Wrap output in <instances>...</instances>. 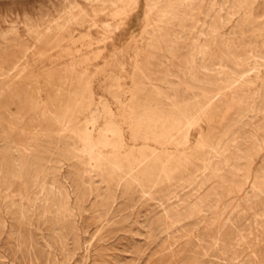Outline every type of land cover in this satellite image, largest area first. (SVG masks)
<instances>
[{
	"label": "rangeland",
	"instance_id": "1",
	"mask_svg": "<svg viewBox=\"0 0 264 264\" xmlns=\"http://www.w3.org/2000/svg\"><path fill=\"white\" fill-rule=\"evenodd\" d=\"M100 2L0 0V264H264V0Z\"/></svg>",
	"mask_w": 264,
	"mask_h": 264
},
{
	"label": "bare ground",
	"instance_id": "2",
	"mask_svg": "<svg viewBox=\"0 0 264 264\" xmlns=\"http://www.w3.org/2000/svg\"><path fill=\"white\" fill-rule=\"evenodd\" d=\"M97 1H101L102 2V4H103V9H101L100 11H103V10H106V9H108V15H110L111 17H112V19H114V21H115V23L114 24H116L117 26L118 25H121V24H124L126 21H127V19H128V15H129V13H128V11H127V8L129 7V6H131V5H136L137 4V2H138V0H97ZM240 1V0H239ZM91 2V1H90ZM93 2V1H92ZM100 2V3H101ZM107 3L108 2V5L110 4V6H105V4L104 3ZM169 2V1H168ZM244 3V2H243ZM76 4V3H75ZM95 4V3H94ZM149 4V3H148ZM64 5V4H63ZM73 5V4H72ZM98 5H100V4H98ZM149 5H151V4H149ZM182 5V4H181ZM190 5H192V4H190ZM69 6V5H68ZM154 7V6H153ZM146 8H148V6L146 7ZM150 8V7H149ZM68 9V8H67ZM155 9V8H154ZM81 10V9H80ZM163 10V9H162ZM66 11V10H65ZM82 11V10H81ZM93 11H96V9H93ZM98 11V10H97ZM100 11H99V13H100ZM171 11V10H170ZM68 12V11H67ZM79 12V11H78ZM77 12V13H78ZM149 12V11H148ZM73 13V12H72ZM72 13H70V14H72ZM179 13V12H178ZM68 14V13H67ZM79 14H80V12H79ZM78 14V15H79ZM147 14V13H146ZM154 14V13H153ZM172 14V13H171ZM176 14V13H175ZM73 15V14H72ZM75 15V14H74ZM77 15V14H76ZM96 15V14H95ZM102 15V14H101ZM84 16H86V15H83V17ZM149 16V15H148ZM178 16V15H177ZM75 17V16H74ZM82 17V16H81ZM92 17V16H91ZM95 17V16H94ZM96 17H97V15H96ZM99 17V16H98ZM150 17V16H149ZM58 18H61V17H58ZM57 18V19H58ZM93 18V17H92ZM189 18V17H188ZM50 19V18H49ZM56 19V20H57ZM72 19H73V16H72ZM90 19V18H89ZM89 19H87L86 17L85 18H79V17H75L74 18V21L76 22V24L77 25H79V26H84V28H87L88 26H89V24H88V21H90ZM161 19V18H160ZM176 19V18H175ZM55 20V21H56ZM61 20V19H60ZM94 20V19H93ZM93 20H92V22H93ZM54 21V23L56 24V22ZM151 21V20H150ZM161 21V20H160ZM25 22V21H24ZM58 22V21H57ZM69 22H70V19H69ZM73 22V21H72ZM91 22V23H92ZM147 22V21H146ZM46 24V23H45ZM59 24V23H58ZM62 24V23H61ZM92 24H94V22L92 23ZM102 24V23H101ZM165 24V23H164ZM97 25V24H96ZM107 28H109L111 25L109 24V23H105L104 24ZM103 25V26H104ZM176 25V24H175ZM62 26V25H61ZM102 26V25H101ZM113 26V25H112ZM37 27V26H36ZM60 27V26H59ZM94 27V26H93ZM103 28V27H102ZM25 29V28H24ZM106 29V28H105ZM104 29V30H105ZM112 29V28H111ZM157 30V29H156ZM165 30V29H164ZM106 31V30H105ZM179 32V31H178ZM28 33V32H27ZM175 33V32H174ZM108 34V33H107ZM110 34V33H109ZM112 34V33H111ZM213 34V33H212ZM116 35V34H115ZM111 36V35H110ZM173 36V35H172ZM112 37H114V34H113V36ZM209 37V36H208ZM224 40V39H223ZM70 41H72V40H70ZM150 42V41H149ZM67 44V43H66ZM230 45V44H229ZM248 46V45H247ZM204 48V47H203ZM194 49V48H193ZM258 50V49H257ZM243 51V50H242ZM250 52V51H249ZM17 53V52H16ZM199 54V53H198ZM252 54V53H251ZM19 56V55H18ZM12 59V58H11ZM150 59V58H149ZM187 59V58H186ZM215 60V59H214ZM222 60V59H221ZM256 60V59H255ZM86 61V60H85ZM176 61V60H175ZM10 62H12L11 63V65H10V67H9V69H8V73L11 71V72H17V71H19V68L22 66V60H21V57H18L16 60H14V62H13V60L12 61H10ZM183 62V61H182ZM10 64V63H9ZM182 64V63H181ZM191 64V63H190ZM209 64V63H208ZM194 65V64H193ZM214 65V64H213ZM185 66V65H184ZM183 66V67H184ZM220 67V66H219ZM234 67V66H233ZM23 68V67H22ZM253 68V67H252ZM256 68V67H255ZM2 69V68H1ZM201 69V68H200ZM239 69V68H238ZM2 71V70H1ZM6 71V70H5ZM138 72V71H137ZM182 72V71H181ZM233 72V71H232ZM241 72V71H240ZM1 73V72H0ZM223 74V73H222ZM9 75V74H8ZM20 75V74H19ZM225 76V75H224ZM215 77V76H214ZM232 78V77H231ZM185 79V78H184ZM237 79V78H236ZM215 80V79H214ZM233 80H234V78H233ZM242 80V79H241ZM246 80V79H245ZM249 80V79H248ZM236 81V80H235ZM247 81V80H246ZM245 81V82H246ZM248 82V81H247ZM246 82V83H247ZM239 83H242V82H239ZM227 84V83H226ZM244 85H245V83H244ZM246 86V85H245ZM248 86V85H247ZM213 87V86H212ZM241 87V86H240ZM214 88V87H213ZM242 88V87H241ZM151 90V89H150ZM226 91V90H225ZM202 93V92H201ZM83 95V94H82ZM208 96V95H207ZM240 96V95H239ZM245 96V95H244ZM235 97V96H234ZM233 97V98H234ZM237 97H238V95H237ZM241 97V96H240ZM230 98V97H229ZM264 98V97H263ZM198 99V98H197ZM231 99H232V97H231ZM237 99V98H236ZM248 99V98H247ZM242 100H244V99H242ZM256 100V99H255ZM263 100V99H262ZM246 101V100H245ZM236 102V101H235ZM241 102V101H240ZM238 103V102H237ZM240 105H242V102L240 103ZM263 105H264V103H263ZM236 107H237V105H236ZM235 107V108H236ZM72 108V107H71ZM238 108V107H237ZM242 109H243V107H241ZM75 111V110H74ZM178 111V110H177ZM237 111V110H236ZM68 112H70V111H68ZM204 112V111H203ZM72 113H74V112H72ZM202 113V112H201ZM264 113V112H263ZM66 114V113H65ZM69 114H71V113H69ZM69 114H67V119H68V121H69V119H70V116H72V115H69ZM247 115V114H246ZM251 115V114H250ZM263 116V115H262ZM66 117V116H65ZM181 117V116H180ZM141 118V117H140ZM143 118V117H142ZM189 118V117H188ZM43 119V118H42ZM57 119V118H56ZM263 119V118H262ZM65 121L66 120H64L62 123H61V129H60V127H59V129L61 130V131H64L65 130V127H64V123H65ZM58 122V121H57ZM178 122H180V121H178ZM60 123V122H59ZM158 123V122H157ZM191 123V122H190ZM192 124V123H191ZM263 125H264V123H263ZM260 126H262V125H260ZM51 128V127H50ZM262 128H264V126H262ZM48 129V128H47ZM53 130V129H52ZM54 130H56V129H54ZM53 130V131H54ZM257 130V129H256ZM42 131V130H41ZM47 131V130H46ZM57 131V130H56ZM55 131V132H56ZM45 132V131H44ZM44 132H42V133H44ZM253 132H255V131H253ZM78 133V132H77ZM76 133V134H77ZM81 133V132H80ZM88 133V132H87ZM256 133H258V132H256ZM49 134V133H48ZM51 134V133H50ZM79 134V133H78ZM247 134V133H246ZM251 134V133H250ZM260 134H262V133H260ZM259 134V135H260ZM59 135V134H58ZM89 135V134H88ZM90 135H91V133H90ZM249 135V134H248ZM256 135V134H255ZM52 136V135H51ZM186 136V135H185ZM246 136V135H245ZM252 136V135H251ZM258 136V135H257ZM32 137V136H31ZM56 137V136H55ZM75 137H77V136H75ZM79 137V136H78ZM81 137V136H80ZM244 137V136H243ZM259 137V136H258ZM84 138V137H83ZM77 139V138H76ZM85 139V138H84ZM185 140V139H184ZM249 140V139H248ZM51 141V140H50ZM84 141V140H83ZM178 141V140H177ZM243 141V140H242ZM79 142V141H78ZM80 142H82V141H80ZM94 142V141H93ZM95 143V142H94ZM241 143V142H240ZM249 143V142H248ZM248 143H246V144H248ZM251 143H252V141H251ZM250 143V144H251ZM257 143V142H256ZM78 144V143H77ZM83 144V143H82ZM85 144V143H84ZM238 144V143H237ZM263 144V143H262ZM28 146H29V144H27ZM33 145V144H32ZM86 145V144H85ZM85 145H83V147L85 146ZM92 145V144H91ZM90 145V146H91ZM74 146V145H73ZM78 146H79V144H78ZM81 146V145H80ZM200 146V145H199ZM238 146H239V144H238ZM238 146H236V147H238ZM248 146V145H247ZM76 147V146H75ZM218 147V146H217ZM49 148V147H48ZM80 148V147H79ZM94 148V147H93ZM96 148V147H95ZM233 148H234V146H233ZM260 148H261V146L260 145H255V146H253L250 150H248L247 151V153H246V156H247V159L251 162V163H253V161H254V159L256 158V156H257V154H258V151H260ZM84 149V148H83ZM76 150V149H75ZM233 150V149H232ZM240 150H242V148L240 149ZM85 151V150H84ZM88 151V150H87ZM86 151V152H87ZM226 151V150H225ZM243 151V150H242ZM79 152V151H78ZM95 152V151H94ZM213 152V151H212ZM228 152H229V150H228ZM234 153V152H233ZM233 153L231 154V155H233ZM236 154V153H235ZM234 154V155H235ZM239 154V153H238ZM92 155H94V153L92 154ZM233 155V156H234ZM90 156V155H89ZM225 156H226V154H225ZM236 156V155H235ZM239 156V155H238ZM241 156V155H240ZM43 157V156H42ZM213 157V156H212ZM218 157V156H217ZM224 157V156H223ZM230 157V156H229ZM91 158V157H90ZM225 158V157H224ZM228 158V157H227ZM236 158V157H235ZM240 158V157H239ZM39 159H40V157H39ZM38 159V160H39ZM213 159V158H212ZM215 159V158H214ZM231 159V158H230ZM146 160V159H145ZM148 160V159H147ZM238 160V159H237ZM236 160V161H237ZM222 161V160H221ZM242 161V160H241ZM247 161V160H246ZM26 162H28V161H26ZM32 162L33 161H31V164H32ZM218 162V161H217ZM231 162V161H230ZM207 163V162H206ZM216 162H214V164H215ZM220 163V162H219ZM218 163V164H219ZM225 163V162H224ZM33 164H35V163H33ZM43 164V163H42ZM211 165H213L212 164V162L210 163ZM225 164H227V162L225 163ZM232 164V163H231ZM21 165V164H20ZM40 165H41V163H40ZM220 165H221V163H220ZM233 165V164H232ZM242 165V164H241ZM43 166V165H42ZM21 167H22V165H21ZM115 167V166H114ZM207 167V166H206ZM206 167H205V169H206ZM209 167V166H208ZM233 167V166H232ZM38 169H39V167H37ZM37 168H36V170H37ZM132 168H133V166H132ZM222 168V167H221ZM233 168H235V167H233ZM34 169V168H33ZM43 169V168H42ZM98 169V168H97ZM112 169V168H111ZM163 169V168H162ZM204 169V170H205ZM220 169V167L219 166H214V167H212V170H211V173L213 174V176L215 175V177L217 176V174H219L218 172V170ZM231 169V168H230ZM100 170V169H99ZM207 170V169H206ZM210 170V169H209ZM225 170V169H224ZM228 171H229V169H227ZM232 170V169H231ZM40 171H42L41 169H40ZM103 171H104V169H103ZM226 171V170H225ZM234 171V170H233ZM38 172V171H37ZM106 172V171H105ZM108 172V171H107ZM33 173V172H32ZM39 173V172H38ZM42 173V172H41ZM227 173V172H226ZM230 173V172H229ZM228 173V174H229ZM236 173V172H235ZM37 174V173H36ZM40 174V173H39ZM109 174V173H108ZM210 174V173H209ZM208 174V175H209ZM38 175V174H37ZM36 175V176H37ZM110 175H111V172H110ZM109 175V176H110ZM206 175H207V173H206ZM207 175V176H208ZM236 175H237V173H236ZM32 176V175H31ZM209 176H211V174L209 175ZM33 177V176H32ZM39 177V176H38ZM107 177V176H106ZM223 177V176H222ZM225 177V176H224ZM224 177H223V179H224ZM243 177V176H242ZM22 178H23V176H22ZM31 178V177H30ZM35 178V177H34ZM206 178H208V177H206ZM227 178V177H226ZM217 179V178H216ZM222 179V178H221ZM220 179V180H221ZM230 179V178H229ZM239 179V178H238ZM14 180V179H13ZM22 180V179H21ZM243 180H245L246 181V178H244ZM5 181V180H4ZM215 181V180H214ZM218 181V180H217ZM217 181H215V182H217ZM235 181V180H234ZM240 181V180H239ZM238 181V182H239ZM9 182H10V180H9ZM21 182V181H20ZM23 182V181H22ZM25 182H27V179H26V181ZM219 182V181H218ZM236 183V182H235ZM5 184V183H4ZM7 184V183H6ZM10 184H11V182H10ZM29 184V183H28ZM36 184V183H35ZM240 184V183H239ZM20 185H22V184H20ZM39 185V184H38ZM225 185H229V184H225ZM231 185H233V184H231ZM253 185L254 184H252L251 185V187H253ZM7 186H8V184H7ZM6 186V187H7ZM215 186H216V184H215ZM257 187V186H256ZM22 188V187H21ZM26 188V187H25ZM216 189V188H215ZM26 191V190H25ZM222 191V190H221ZM258 191H260V190H258ZM23 192V191H22ZM181 192H183V191H181ZM215 192V191H214ZM260 192H262V191H260ZM27 193V192H26ZM225 193V192H224ZM260 194V193H259ZM263 194V193H262ZM26 195V194H25ZM264 195V194H263ZM218 196V195H217ZM259 197V196H258ZM173 198V197H172ZM177 198V197H176ZM25 199V198H24ZM222 199V198H221ZM263 199H264V197H263ZM21 201V200H20ZM264 202V201H263ZM64 203V202H63ZM246 203V202H245ZM260 204V203H259ZM58 205H60V204H58ZM176 206V205H175ZM61 207V206H60ZM64 207V206H63ZM162 207V206H161ZM177 207V206H176ZM197 207H199V206H197ZM65 208V207H64ZM67 208V207H66ZM178 208V207H177ZM57 210V209H56ZM56 210H55V212H56ZM60 210V209H59ZM58 210V211H59ZM192 210V209H191ZM195 210H196V208H195ZM249 210V209H248ZM193 211V210H192ZM59 213H61V212H59ZM67 214V213H66ZM260 214H262V213H260ZM56 215V214H55ZM58 215V214H57ZM63 215H64V213H63ZM60 216V215H59ZM235 216V215H234ZM245 217V216H244ZM258 217V216H257ZM255 218H256V216H255ZM55 219H57L56 217H55ZM260 219H264V217L262 218V217H260ZM230 220V219H229ZM255 221H258V220H255ZM260 224H262V223H260ZM174 225V224H173ZM256 225V224H255ZM259 225V224H258ZM264 226V225H263ZM258 228V227H257ZM259 228H260V226H259ZM245 229V228H244ZM251 229V228H250ZM263 229V228H262ZM101 230V229H100ZM251 232V231H250ZM219 233V232H218ZM240 235V234H239ZM246 236V235H245ZM252 236V235H251ZM178 238V237H177ZM236 238V237H235ZM239 238V237H238ZM257 238V237H256ZM212 239V238H211ZM240 240V239H239ZM246 240V239H245ZM244 240V241H245ZM241 243L243 242V241H240ZM217 243V242H216ZM199 248V247H198ZM219 259V258H218Z\"/></svg>",
	"mask_w": 264,
	"mask_h": 264
}]
</instances>
